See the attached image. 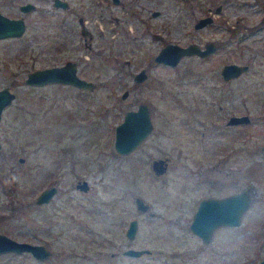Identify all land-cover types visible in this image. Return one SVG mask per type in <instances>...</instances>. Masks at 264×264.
Masks as SVG:
<instances>
[{
  "label": "rangeland",
  "instance_id": "obj_1",
  "mask_svg": "<svg viewBox=\"0 0 264 264\" xmlns=\"http://www.w3.org/2000/svg\"><path fill=\"white\" fill-rule=\"evenodd\" d=\"M24 1L34 6L21 10ZM65 1L0 0V11L25 21L22 34L0 38V87L14 93L0 113V231L51 250L43 259L1 252L0 264H256L264 252V0ZM208 40L216 47L205 56L153 59L168 41ZM66 59L92 88L23 81ZM227 61L247 68L223 79ZM140 67L146 76L135 80ZM140 101L152 128L119 152L114 125ZM231 113L249 121L226 123ZM157 156L167 157L161 172L150 167ZM82 179L86 189L76 185ZM50 184L55 193L36 202ZM246 184L238 224L216 225L207 242L189 228L200 197ZM128 245L149 250L124 254Z\"/></svg>",
  "mask_w": 264,
  "mask_h": 264
},
{
  "label": "water",
  "instance_id": "obj_2",
  "mask_svg": "<svg viewBox=\"0 0 264 264\" xmlns=\"http://www.w3.org/2000/svg\"><path fill=\"white\" fill-rule=\"evenodd\" d=\"M117 1V0H114ZM55 5H65V0H53ZM34 4L31 1H24L19 4L21 10L31 9ZM157 10H153L156 13ZM211 15L200 16L194 26L199 27L209 22ZM25 29L23 16H12L0 11V38L7 36H18ZM213 41L208 40L203 45L197 42H188L180 44L168 41L164 43L153 55L155 61L174 65L181 55L197 54L205 56L215 49ZM247 68V63L236 61L224 62L220 67V73L223 79H228L239 75ZM146 76L144 67H140L133 73L135 80H141ZM23 81L28 84H43L47 82L71 83L81 88H92L94 82L91 79L79 75L76 71L75 62L72 59H66L59 64H49L34 67L28 70L23 77ZM127 89L121 92L124 96ZM14 93L8 87H0V113L2 108L13 98ZM249 121L247 113H231L226 119V123H239ZM152 128L149 106L146 102L140 101L133 108H127L123 111L122 118L114 125V148L122 153L132 150ZM167 164L166 156L153 157L150 160V167L161 172ZM77 186L85 189L86 180L77 182ZM56 185L50 184L43 187L36 194L35 201L42 202L48 200L55 192ZM136 206L142 210L146 209L148 204L143 201L139 195L134 196ZM249 205V185L242 186L238 191L229 192L222 195H206L198 199L196 207L189 221V228L198 234L204 242L209 241L212 229L219 224L236 225L240 222L242 211ZM137 218L128 219L125 227V235L132 238L137 228ZM147 247L127 246L122 249L124 254L139 255L148 251ZM28 251L37 259H43L50 255V248L40 241H31L27 239H18L5 232L0 231V253L1 252H23ZM256 264H264V252Z\"/></svg>",
  "mask_w": 264,
  "mask_h": 264
},
{
  "label": "flooded vegetation",
  "instance_id": "obj_3",
  "mask_svg": "<svg viewBox=\"0 0 264 264\" xmlns=\"http://www.w3.org/2000/svg\"><path fill=\"white\" fill-rule=\"evenodd\" d=\"M2 12V11H1ZM4 13V12H3ZM82 32H84V30H82ZM74 62H75V60H73ZM75 65H76V71H77V73H78V68H77V64H76V62H75ZM79 74V73H78ZM80 75V74H79ZM82 76V75H81ZM83 77H85V76H83ZM86 78V77H85ZM78 87V86H77ZM79 88H81V87H79ZM86 89V88H85ZM86 184H87V182H86ZM76 185H77V183H76ZM86 189V188H85ZM57 190V189H56ZM55 190V191H56ZM55 193V192H54ZM198 201V200H197ZM197 204V203H196ZM131 218V217H130ZM128 222V221H127ZM126 227V226H125ZM124 233H125V228H124ZM129 246V245H128ZM127 247V246H126ZM125 248V247H124Z\"/></svg>",
  "mask_w": 264,
  "mask_h": 264
},
{
  "label": "bare ground",
  "instance_id": "obj_4",
  "mask_svg": "<svg viewBox=\"0 0 264 264\" xmlns=\"http://www.w3.org/2000/svg\"><path fill=\"white\" fill-rule=\"evenodd\" d=\"M68 84H71V83H68ZM73 85V84H72ZM86 89H90V88H86Z\"/></svg>",
  "mask_w": 264,
  "mask_h": 264
}]
</instances>
